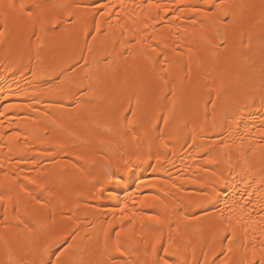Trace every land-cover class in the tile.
<instances>
[{
	"label": "bare ground",
	"instance_id": "bare-ground-1",
	"mask_svg": "<svg viewBox=\"0 0 264 264\" xmlns=\"http://www.w3.org/2000/svg\"><path fill=\"white\" fill-rule=\"evenodd\" d=\"M13 3L6 28L0 16V264H97L105 232L117 264H153V244L176 264H249L253 247L259 261L264 0H211L226 17L209 0ZM41 13L61 23L41 32Z\"/></svg>",
	"mask_w": 264,
	"mask_h": 264
},
{
	"label": "snow or ice",
	"instance_id": "snow-or-ice-1",
	"mask_svg": "<svg viewBox=\"0 0 264 264\" xmlns=\"http://www.w3.org/2000/svg\"><path fill=\"white\" fill-rule=\"evenodd\" d=\"M209 5L210 8H214V9H218L220 12H222L223 16H228L229 12L225 10V7L223 4H212L211 0H209ZM39 7V6H37ZM61 8L63 9H69L72 8L73 5L65 3L60 5ZM105 7L110 8V5H105V6H95V12L98 13L100 16H105V15H110V12H105ZM149 7L151 8H161L162 6L160 4H154L152 3V0H149ZM0 8L4 9V11L0 12V16H3L4 21H5V28L7 27V21H8V15L9 13H15L17 11V6L13 3V0H7L6 4H0ZM19 9L21 12L26 11L27 16L31 19L33 17V12L30 8H28V6H26L25 4H20L19 5ZM200 9L198 8H193V11H199ZM165 12H168L169 9L168 8H164ZM182 11V9H181ZM74 12H70L69 15H74ZM216 13H213L211 11L205 13V15H215ZM37 22L40 25V30L41 32H44L48 29L49 25L51 24L53 27L56 25H59L61 23V21L59 19H56L54 21H47L45 19H43V13L40 14L39 17H37ZM220 21L218 20L217 23H219ZM193 23H195V21H193ZM35 27V26H34ZM145 27H147V24H145ZM96 31L99 32L100 31V25H99V21H97V25H96ZM34 35H36V38L39 40L41 37L39 34H37L35 31L33 32ZM5 36V32L4 31H0V38ZM152 51H156V49H152ZM161 71H167L166 69H161ZM172 95H175V92L172 93ZM128 111H132V109H128ZM18 133L14 134V136L18 137ZM77 159H80L79 157H77ZM75 167V165H73ZM112 174L109 171L108 176L110 177ZM26 180H28L29 184H36L37 181L29 179L28 177H25ZM25 189L22 187L21 191H24ZM29 196H32L31 193H28ZM49 195H51V193H49ZM36 201V204L39 205L41 208L46 207L47 204L45 202V200L40 199L39 197H33ZM4 197L0 196V200H3ZM152 219H155V217H151ZM187 219V217H185ZM5 220H7V217L5 216ZM27 231L31 232V229H27ZM120 233H117V235H119ZM69 247H71V245H69ZM108 245H107V232H105V245H104V249L105 252L102 254L101 259L97 262V264H117V258L112 257L111 253H109L107 251ZM44 254L47 255L49 252V249L46 247L44 250ZM67 251V250H65ZM115 251L120 253V256L123 257L124 256V251L122 250L121 247L119 245H117V247L115 248ZM232 249L231 247L228 248V252H231ZM260 252V257H259V261L256 260V256H257V250L255 247L252 248V260L249 261V264H264V245H262L259 249ZM163 256H160L158 254V250L156 247V244H153L152 246V255L154 257L153 259V264H176V262L174 261H170L169 260V256L171 255H175V253H170L168 248H163ZM225 255L227 253H224ZM64 253L61 252L60 255L55 257V261L53 262L52 260H41L40 264H61V256H63ZM8 264H25V262L23 260H14L11 255H9L8 257ZM123 264H130V262L128 261H124ZM221 264H227V261H221Z\"/></svg>",
	"mask_w": 264,
	"mask_h": 264
}]
</instances>
